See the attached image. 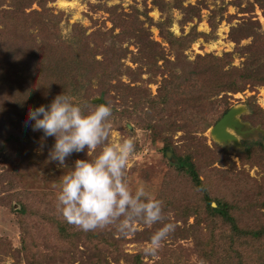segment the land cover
Returning a JSON list of instances; mask_svg holds the SVG:
<instances>
[{
  "label": "rangeland",
  "instance_id": "rangeland-1",
  "mask_svg": "<svg viewBox=\"0 0 264 264\" xmlns=\"http://www.w3.org/2000/svg\"><path fill=\"white\" fill-rule=\"evenodd\" d=\"M9 1L0 0L1 8H7ZM45 7L50 9L53 15H60L61 35L76 32L78 37L82 35L80 40L86 42L89 49L97 48L96 59L111 55L109 50L113 48L111 56L118 59L122 70L129 67L133 71H139L136 82H131L125 74L119 76L120 80L131 86L144 85L152 96L156 94L157 87L170 70L175 69L178 73L183 70L187 79L197 80L199 57L204 60L202 65L207 71L206 78L210 80L212 77L217 78L220 71L225 73L230 72L232 68L241 69L243 59L247 55L245 52L241 53L242 49L252 41V36L245 37V33H241L243 31L240 25L244 18L252 21L250 28L264 40V0H47ZM218 8L224 9L221 19ZM247 8L252 11L244 13L242 9ZM30 9L38 10L39 7L34 3ZM215 10L214 19H210ZM167 17L170 19H166ZM213 20L217 24L215 27H212ZM164 21H168L167 29L175 38L186 40V43L178 41L174 45L176 56L181 58L174 63H167L160 56L170 61L174 58L173 48L159 34L158 25ZM237 27V33L230 32L232 28ZM29 32L33 34L35 31L31 29ZM204 56H210L211 59H205ZM96 87L92 91L98 90ZM88 93L92 95L91 91ZM184 97L182 102L179 100L181 105L164 111L153 121L155 127L161 131L156 133L158 135L155 136V141L151 140L149 131L139 126L145 119H134L139 123L136 126L132 120L118 114L112 116L108 142L119 138L122 133L134 136L135 151L125 169L126 179L133 187L143 182L155 198L162 199L167 204L163 208V219L174 226L178 225V229H175L177 232L182 230L188 234V238L183 240L177 236L174 243L170 242L171 240L167 243L166 236L160 247L166 245L171 252L163 254L164 250L161 249L160 252L158 248V254L168 255L167 264H207L198 257L195 250L196 239L190 231L194 218L188 217L185 222L181 221L183 209L198 205L204 194L195 187L188 176L182 177L174 173V168L168 163L174 159L172 156L169 160L164 158L160 149L165 142L174 145L179 155L187 154L195 163V170L204 190L213 198H221L227 194L223 182L226 179L233 180L234 177H229L230 174L227 173L232 172L237 179L241 178L240 181L233 182L236 186L233 201L238 202V206L244 208V202L253 203V198L256 197L264 199L262 164L252 167L242 164L237 151L244 149L222 147L213 142L209 135L210 129L226 111L240 105L245 107V112L240 115L241 121L264 131L259 122L262 116L256 111L253 112L248 105L249 102H254L264 109V86H246L243 91L236 93L210 94L205 103L198 102L194 89L187 90ZM175 126L182 130H174ZM246 141L264 145V137L260 133ZM199 145L208 149L207 154H197ZM34 151L36 157L33 156L27 161L20 159L11 163L0 157V166H3L0 169V246L6 248L0 250V264H28L27 258L36 264H62V256H53L56 248L62 249L64 255H67L66 264H83L90 255V251L81 243L84 236H80L76 241L71 237L65 238V241L71 244L69 246L57 237L46 218L47 215H59L55 199L58 179L68 171L65 167H71L72 164L66 163V166H62L56 162L42 161L37 150ZM85 152L83 159H93L98 151L95 149ZM247 176L260 184L261 188L253 184L250 190L241 192L244 190V179ZM229 190L232 192L234 188L230 187ZM16 202L28 206L22 217L25 220L24 229H21L18 222V207L13 211L8 206ZM260 211V215L256 213L253 216H257L256 224L264 227V210ZM241 217L237 223L243 226L249 220ZM204 222L197 227L198 237L205 230ZM145 227L149 225L134 223L129 231H141ZM23 238H27L25 245H22ZM131 238L132 235L127 236V240ZM147 244L129 242L124 249L131 254L144 250ZM158 259L160 260L159 256L151 261L146 260V263L156 264ZM119 264L124 262L120 261Z\"/></svg>",
  "mask_w": 264,
  "mask_h": 264
},
{
  "label": "trees",
  "instance_id": "trees-1",
  "mask_svg": "<svg viewBox=\"0 0 264 264\" xmlns=\"http://www.w3.org/2000/svg\"><path fill=\"white\" fill-rule=\"evenodd\" d=\"M46 2L47 0H10L6 5L7 8L2 9L0 5V157L11 163L36 157L34 149L37 150L38 157L42 158V161L48 160L47 153L53 144V137L42 138L40 131H33L24 121L29 107L33 109L40 105L47 107L51 100L61 93L72 96L75 101L79 100L78 103L84 107L93 102L110 104L112 116L120 114L125 119L132 120L136 126L138 122L134 119H145L142 125L139 123L138 125L141 129L149 131L151 140L155 141L157 138L155 136L158 135L156 133L161 131L155 127L153 121L157 120L159 114L164 111L173 110L181 105L179 100L182 102V97L185 99L187 90L194 89L197 92L198 102L205 103L210 98V94L236 93L243 91L246 86H264V40L260 34L257 35L252 31L250 28L252 21L249 18H244L240 25L243 31L241 33H245V37L252 36L251 43L242 49L241 53L245 52L247 55L243 57L241 69L232 68L230 72H217V78L211 76L210 80L206 78L207 71L202 65L204 60L199 57L197 63L200 62L202 68L199 65L197 80L187 79L183 70L180 73L175 69L170 70L164 75L161 85L156 89V94L152 96L144 85L131 86L120 80L119 76L125 74L131 82H136L139 71L138 69L133 71L129 67H124L122 70V65L117 62L118 59L111 56L112 47L109 50L111 55H103L101 59H96L97 48L89 49L87 43L80 40L82 35L78 37L76 32L61 35L59 29L61 17L58 14L53 15L50 9L45 7ZM34 3L39 7L38 10L30 9ZM260 7L262 8L261 3ZM242 10L244 13L252 11L250 8ZM217 12L221 19L224 9L218 8ZM215 13L216 10L213 11L210 19H214ZM167 22L159 23L158 29L160 36L173 48L174 58L170 61L160 56L167 63H174L180 58L175 54L174 45L178 41L186 43V40L175 38L168 31ZM212 22V27H215L217 24L214 20ZM31 29L35 31L33 34L29 32ZM238 29L239 27L232 28L230 32L237 33ZM204 58L211 59L210 56ZM95 87L98 90L92 91ZM88 91H91L92 95ZM81 100L83 102H80ZM248 105L254 110L253 112L256 111L262 116L259 122L264 128V109L254 102H249ZM176 129L182 130L178 126L174 127V130ZM164 144L160 150L166 159V151H170L174 161L168 163L174 168V173L182 177L188 176L195 187L204 194L198 205L184 208L181 216L182 222L188 217L194 218L190 231L196 239L195 250L198 257L207 264H264V227L258 226L257 216H253L256 213L260 215V210H264V199L256 197L253 198V203L244 202V208L238 206V202L233 201L236 194L234 193L236 186L233 182L240 181L241 178L237 179L232 172L227 173L230 174L229 177H234L233 180L226 179L223 182L227 194L221 198L211 197L204 190L193 160L191 161L187 154L181 156L176 153L174 145L165 142ZM241 145L244 150L237 151V156L242 164L250 167L262 164L264 167L262 143L242 141ZM218 148L222 149V147ZM197 149V154L201 156L207 154L208 149L203 145L197 146ZM96 151H99V147ZM85 154V151L72 153L66 158L65 166L66 163L71 165L75 159H83ZM253 184L261 188L260 184L247 176L244 179V190L241 192L250 190ZM230 187H233L234 191L230 192ZM159 200L162 202L163 214L164 205L167 204L162 199ZM17 202L16 205L8 206L13 211L18 207L16 208V214L20 216L18 222L21 229H24L25 220L22 217L28 206ZM212 203L215 206H212ZM241 216L249 220L243 226L238 224ZM46 218L57 237L63 241L70 237L76 241L80 236H84L81 243L90 251V255L83 264H110V262L119 264L120 261L124 264H147L146 260L151 261L158 256L160 260L158 259L156 264L168 262L166 259L168 255L163 254L171 252V249L166 245L159 247L160 252L161 249L164 250L161 255L158 254L159 251H156L155 255H147L144 250L130 254L124 249L129 242L148 243L151 234L157 228L163 223H170L166 219L162 218L161 221L141 231L131 233L128 230L127 233H121L112 225L84 231L67 222L60 214L47 215ZM203 221L206 227L203 234L198 237L197 227L201 226ZM175 229H178V225L167 234V243L169 240L174 243L177 236L182 240L188 238L187 233L182 230L177 232ZM129 235H132V238L127 240ZM26 240L27 238L22 239V245H25ZM64 243L69 245L66 241ZM3 249L6 248L0 246V250ZM53 256L55 258L62 256L61 262L66 264L67 255H64L62 249L56 248ZM27 261L28 264H36L31 259L27 258Z\"/></svg>",
  "mask_w": 264,
  "mask_h": 264
},
{
  "label": "clouds",
  "instance_id": "clouds-1",
  "mask_svg": "<svg viewBox=\"0 0 264 264\" xmlns=\"http://www.w3.org/2000/svg\"><path fill=\"white\" fill-rule=\"evenodd\" d=\"M111 116L110 104L93 102L84 107L61 93L47 107H29L24 121L33 131H40L42 138L53 137L47 159L58 165L65 166L72 153L99 147L93 159H75L71 167H65L68 171L59 177L55 194L59 214L84 231L112 225L127 233L134 223L152 225L163 218L162 202L144 183L133 187L126 179L135 138L122 133L108 142ZM173 229L172 223L157 228L144 248L145 254L155 255Z\"/></svg>",
  "mask_w": 264,
  "mask_h": 264
},
{
  "label": "water",
  "instance_id": "water-1",
  "mask_svg": "<svg viewBox=\"0 0 264 264\" xmlns=\"http://www.w3.org/2000/svg\"><path fill=\"white\" fill-rule=\"evenodd\" d=\"M245 112V107L235 106L230 108L210 129L209 135L213 142L222 147L232 146L237 150H242L241 141L254 138L258 133L264 137V131L252 128L248 123L242 122L239 118ZM167 159H170V151H166ZM212 206H215L212 203Z\"/></svg>",
  "mask_w": 264,
  "mask_h": 264
},
{
  "label": "flooded vegetation",
  "instance_id": "flooded-vegetation-1",
  "mask_svg": "<svg viewBox=\"0 0 264 264\" xmlns=\"http://www.w3.org/2000/svg\"><path fill=\"white\" fill-rule=\"evenodd\" d=\"M239 118H240V116H239ZM241 120V119H240ZM242 142V141H241Z\"/></svg>",
  "mask_w": 264,
  "mask_h": 264
}]
</instances>
